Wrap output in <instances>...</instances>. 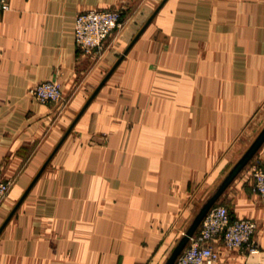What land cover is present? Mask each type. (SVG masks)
I'll return each instance as SVG.
<instances>
[{
    "label": "crops",
    "instance_id": "1",
    "mask_svg": "<svg viewBox=\"0 0 264 264\" xmlns=\"http://www.w3.org/2000/svg\"><path fill=\"white\" fill-rule=\"evenodd\" d=\"M0 15V264H174L208 202L256 223L249 167L264 129V0H9ZM118 9L100 58L79 53L74 19ZM58 83L60 103L28 90Z\"/></svg>",
    "mask_w": 264,
    "mask_h": 264
},
{
    "label": "built area",
    "instance_id": "2",
    "mask_svg": "<svg viewBox=\"0 0 264 264\" xmlns=\"http://www.w3.org/2000/svg\"><path fill=\"white\" fill-rule=\"evenodd\" d=\"M9 0H0V15L9 9ZM124 26L122 13L118 9H90L79 12L74 19V44L76 50L84 55L100 58L107 40ZM29 95L38 103H60L61 86L50 80L40 82L28 90ZM253 180V190L264 201V166L255 163L249 167ZM11 182L0 172V206L5 200ZM256 223L248 218H232L224 205L209 210L174 264H218L219 250L214 245L221 242L226 249H248L257 252L253 243Z\"/></svg>",
    "mask_w": 264,
    "mask_h": 264
},
{
    "label": "water",
    "instance_id": "3",
    "mask_svg": "<svg viewBox=\"0 0 264 264\" xmlns=\"http://www.w3.org/2000/svg\"><path fill=\"white\" fill-rule=\"evenodd\" d=\"M264 140V129L262 130V132L260 133V135L258 136V138L256 139V141L254 142V144L252 145V147L250 148L249 152L246 154V157H244L241 161H239L234 168L232 169V171L230 172L226 182H229L243 167L244 165L249 161V156L248 154H251L258 146L259 144ZM211 202L205 204L200 212L197 214L196 218H195V223H201L204 219V217L207 215V213L209 212V210L211 209L210 206ZM193 236V233L187 232L184 236L183 242H182V246L185 245L186 243H189L190 238Z\"/></svg>",
    "mask_w": 264,
    "mask_h": 264
}]
</instances>
